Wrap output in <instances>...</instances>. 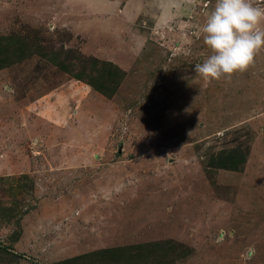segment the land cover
<instances>
[{
  "label": "rangeland",
  "instance_id": "rangeland-1",
  "mask_svg": "<svg viewBox=\"0 0 264 264\" xmlns=\"http://www.w3.org/2000/svg\"><path fill=\"white\" fill-rule=\"evenodd\" d=\"M215 2L0 0V264H264V48L196 75Z\"/></svg>",
  "mask_w": 264,
  "mask_h": 264
},
{
  "label": "clouds",
  "instance_id": "clouds-1",
  "mask_svg": "<svg viewBox=\"0 0 264 264\" xmlns=\"http://www.w3.org/2000/svg\"><path fill=\"white\" fill-rule=\"evenodd\" d=\"M201 31L212 54L195 65L196 75L205 81L230 78L246 71L264 48V7L252 0H216ZM5 90L11 91L7 85ZM254 255V246H249L241 258L251 260Z\"/></svg>",
  "mask_w": 264,
  "mask_h": 264
}]
</instances>
